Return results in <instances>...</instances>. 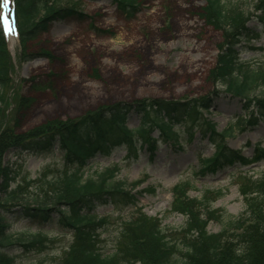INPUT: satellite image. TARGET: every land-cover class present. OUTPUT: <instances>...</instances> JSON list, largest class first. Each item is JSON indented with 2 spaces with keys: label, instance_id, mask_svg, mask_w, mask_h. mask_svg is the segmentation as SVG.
I'll list each match as a JSON object with an SVG mask.
<instances>
[{
  "label": "rangeland",
  "instance_id": "374dc122",
  "mask_svg": "<svg viewBox=\"0 0 264 264\" xmlns=\"http://www.w3.org/2000/svg\"><path fill=\"white\" fill-rule=\"evenodd\" d=\"M63 1H70L74 6L68 7L69 11L58 20L45 19L46 31L30 29L31 40L24 51L19 39L9 41L13 75L4 93L6 103L1 108V124L6 130L14 126L17 133L29 134L49 121L75 122L112 107H122L127 112L126 126L137 129L141 114L136 103L211 99L212 108L201 115V124L209 121L218 132L233 126L236 136L227 140V147L242 151L247 157L255 154L258 145L264 147L263 123L240 132L236 123L245 118V103L209 78L223 38L201 17L205 0H135L136 8L127 10L120 7L117 0ZM12 2L14 4V0ZM2 3L0 0V11ZM248 7L252 5L248 3ZM248 27L260 36L241 43L240 58L256 68L264 63V26L253 19ZM20 54L22 60H18ZM22 99L27 100L25 107L20 106ZM154 137L159 134L154 133ZM214 154V146L207 136L198 133L189 141L185 132L176 141L160 139L154 153L141 151L137 159L133 155L129 157L125 147H119L109 157H96L88 172L92 174L119 165V180L143 182L135 191L137 208L149 217L162 219L163 227L172 231L170 238L179 241L180 236L173 237V233L180 232L186 219L170 212L172 189L177 183L190 182L189 195L198 200L211 192L209 203L213 210L221 212H218V220L209 223L208 231L219 234L246 208L234 174L238 170L249 175L264 173L263 162L253 168L226 169L215 175L197 176L201 162ZM62 156L58 148L46 155L15 149L5 155L4 162L14 165L20 183L23 177L35 180L45 169L61 161ZM35 190V187L30 189L28 195L35 196ZM39 194L49 198L45 193ZM68 200L69 195H66L63 201ZM116 210L109 205L96 211L99 217H109L101 238V247L107 253L114 248L123 221L135 211L126 206ZM57 229L55 226L44 228L50 239H55L44 253L23 255L18 248L13 250L19 264H50L59 257L72 236ZM10 231L34 234L37 229L13 220Z\"/></svg>",
  "mask_w": 264,
  "mask_h": 264
},
{
  "label": "trees",
  "instance_id": "16d2710c",
  "mask_svg": "<svg viewBox=\"0 0 264 264\" xmlns=\"http://www.w3.org/2000/svg\"><path fill=\"white\" fill-rule=\"evenodd\" d=\"M15 1L23 51L31 40L30 29L40 33L46 31L45 19L58 20L69 11L68 7L74 6L63 0ZM117 1L125 10L137 6L135 0ZM205 2L201 17L223 38L218 47L216 66L209 78L226 93L245 101L248 117L238 121V128L243 131L254 124L258 116L264 117V63L254 68L241 61L239 52L243 41L251 42L260 36L248 24L256 19L264 26V0ZM18 60H22V56ZM10 63L11 54L0 29V264H19L13 254L16 248L23 255L44 253L55 242L44 231L51 226L57 227L59 232L67 231L72 240L50 264H264V173H239L236 177L246 208L219 234L208 231L209 223L218 220V212H221L212 209L208 198L211 192L198 200L189 196L190 182L178 184L172 191L171 213L182 215L186 222L179 233H173V237L180 236L176 241L170 238L172 231L163 227L161 219L149 217L137 208L134 192L141 182L119 180V165L92 174L88 172L90 162L98 154L109 157L120 146L124 145L128 154H133L136 159L145 147L154 150L158 142L153 136L155 132L164 140L176 141L181 138L180 125L187 128L188 136L192 138L196 130L203 128L201 115L211 110V99L137 103L141 114V125L137 129L126 126L127 112L122 107H112L100 109L75 122L49 121L29 134H19L14 126L8 131L1 124V108L6 103L4 93L11 84L10 75H13ZM26 104L27 100L22 99L20 106ZM251 108H255L254 112ZM206 128L216 153L203 162L197 176L217 174L227 168H249L264 161L261 148L255 158L248 160L225 146V141L235 136L233 126L221 133L214 124L207 123ZM55 146L64 152V157L35 180L23 177L18 183L20 176L14 165L4 162L5 155L15 149L43 154L51 153ZM34 187L35 196L28 195ZM39 193H45L49 198H43ZM66 195L70 200L64 202ZM109 205L115 209L132 207L135 211L123 221L115 246L107 253L101 247V238L109 217H99L96 210ZM13 220L26 222L37 232L11 233Z\"/></svg>",
  "mask_w": 264,
  "mask_h": 264
},
{
  "label": "snow or ice",
  "instance_id": "6c2138e0",
  "mask_svg": "<svg viewBox=\"0 0 264 264\" xmlns=\"http://www.w3.org/2000/svg\"><path fill=\"white\" fill-rule=\"evenodd\" d=\"M9 0H3V6H6Z\"/></svg>",
  "mask_w": 264,
  "mask_h": 264
},
{
  "label": "bare ground",
  "instance_id": "6f19581e",
  "mask_svg": "<svg viewBox=\"0 0 264 264\" xmlns=\"http://www.w3.org/2000/svg\"><path fill=\"white\" fill-rule=\"evenodd\" d=\"M7 26H8V28H9V26H10L9 22H7Z\"/></svg>",
  "mask_w": 264,
  "mask_h": 264
}]
</instances>
